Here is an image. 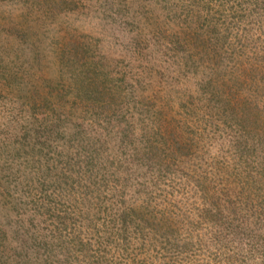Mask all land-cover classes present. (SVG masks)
Listing matches in <instances>:
<instances>
[{
  "label": "rangeland",
  "instance_id": "374dc122",
  "mask_svg": "<svg viewBox=\"0 0 264 264\" xmlns=\"http://www.w3.org/2000/svg\"><path fill=\"white\" fill-rule=\"evenodd\" d=\"M235 1L222 4V15L237 13L225 15L230 26L216 37V53L212 42L202 44L210 55L183 44L201 28L196 21L204 11L216 19L213 0H0V216L10 203L25 201V172L35 183L43 168L37 151H69L76 123L102 145L88 169L99 175L110 160L113 166L85 197L91 213L109 208L93 220L71 219L69 256L56 251L46 259L53 247L47 240L40 247L15 244V229L29 227L45 238L53 215H63L64 202L57 204L50 189L28 202L31 214L0 218V264H193L201 250L223 243L222 251H236L235 264H264V148L242 154L251 135L262 137L264 147V0ZM210 69L219 84L213 92L227 96L224 114L201 91ZM238 69L243 81L236 92ZM93 75L102 104L93 102L85 113L78 95ZM102 79L117 86L106 88ZM242 106L259 123L255 128L229 119L242 118ZM150 146L157 147L161 171ZM15 204L22 210L23 203ZM124 206L170 221L175 232L135 234ZM217 227H224L225 242L215 237L223 236Z\"/></svg>",
  "mask_w": 264,
  "mask_h": 264
},
{
  "label": "trees",
  "instance_id": "16d2710c",
  "mask_svg": "<svg viewBox=\"0 0 264 264\" xmlns=\"http://www.w3.org/2000/svg\"><path fill=\"white\" fill-rule=\"evenodd\" d=\"M214 1V6L216 5L217 7L213 10V14L216 16V19L214 21H212V17L209 15L208 11H204L203 16H200L199 20L197 19L196 22H200V26L201 28L199 30H195L193 29V33L188 36L187 38V45L186 43H184V46H187L188 49H190L191 51L196 50V52H199L201 54H205L206 52H209L205 46H203L202 44L206 43V42H212L211 43V47H210V51L212 50L213 53H216L215 49H214V45L216 44V40L220 39V38H216L217 36L220 35V33L227 28V26H230V24H226L224 23V17L225 15H231V19H233L232 15H235L237 12H231L229 14H223V6L222 4H227L230 0H213ZM234 1L236 3L235 0H231V2ZM241 0H238L237 2H240ZM255 4L257 3V0H254ZM201 5V9H206L207 6L206 4L200 3ZM232 6H234V4H232ZM235 8V7H234ZM238 9L235 8V11H237ZM249 12V11H248ZM231 23V22H230ZM197 24V23H196ZM199 27V25H198ZM216 38V39H215ZM174 42L175 44L179 45L181 44L180 41L178 40V38L176 37V39L174 38ZM208 44V43H206ZM182 45V44H181ZM218 53V52H217ZM208 54L212 55L211 52H209ZM95 67V64L92 65ZM239 71L242 72V70L238 69V77H234V89H236V92L239 91V89L241 88V84L243 79H240V75H239ZM214 72V69H210L209 73L205 74V78H207V81L205 82V86H207V89H203L201 90L202 92L206 93L205 94V100L212 102L214 105H216L217 108H220L221 111L220 114H224V108H227L229 103L227 102V96L224 97V94L220 91L218 93V95L216 96L215 93L213 92L215 89H217L215 87V83L213 82L214 78L211 77L212 73ZM104 75H106L105 73H103ZM237 76V75H235ZM93 80H95V77L93 75V77L88 81V88L85 86V88L83 89V91L81 92V95H78L79 98H83L84 100H80L82 102V104L80 105V109L82 112L88 113L89 112V105L92 104L93 102H101V97L97 98L99 92L93 88ZM121 81V80H120ZM100 83H102L105 87L106 84L105 83V79H102L100 81ZM215 85H214V84ZM219 84H217L216 86H218ZM111 86L116 87L117 84L115 82H112L108 87L109 88ZM114 87H113V91H111V94L115 93L114 91ZM83 87H80V89H82ZM111 89V88H110ZM75 91L79 92L78 89L75 88ZM76 95V94H75ZM77 96V95H76ZM213 97H215L216 100L211 101L213 99ZM102 104V102H101ZM108 107V106H107ZM241 110V114H242V118H240L239 120L236 119L235 116H231L230 117L227 115V117H229L230 120H234V125L235 126H239L240 129H244V124L246 126H250L248 127L249 129L252 127L255 128L257 125L254 123L253 121V117L251 112L249 111V109L245 106H242L240 108ZM216 116V115H215ZM219 117V118H218ZM223 120L220 115L215 117V120ZM224 121V120H223ZM232 122H229V124L231 125ZM240 123V125H239ZM76 127H73L75 130L73 131L72 135H71V147L70 150L67 151V149L65 151H57L54 152L52 154H49V151L46 152H40V150H38V155H39V159L40 162L43 165V168L39 167L38 171L36 172V179H35V183L30 182V178L29 176L27 177L26 174H28L27 172H25V177L26 179H23V183H24V190H23V194H25V201L24 199H18V201H15L14 204L10 203L8 206H5V210H4V215L0 216L1 220H4L6 222L7 217H9V215L7 213L12 212L13 215L18 214V212H25V211H30L31 214V209L28 205V202H33L37 199H40L41 197H44L47 195V191L52 189L55 193V198H56V202L57 204H61L62 202H64V207L61 210L63 215L58 216V215H53V219L55 220L54 223H49L51 227H49L47 233L43 235L41 234H37V233H32L33 230L31 232H29V227H19V229H15L13 231V235L14 240H15V244H17V246L20 245L21 246H25L27 245L29 248L33 247L34 245L38 246H42L45 245L47 241L51 242V245L53 247H50L48 250V253L50 252V254L46 257V259L48 258H56L57 252L59 251L60 254L62 255H68L71 253L72 249L70 246H68L65 243V240H67L66 237V231L68 230V228L70 227V221L72 219V221H74V216H76L77 220L79 221L80 219H95L97 216V214H99V212L103 211L106 212L108 210V205L106 208H100L99 205L98 207H96L95 209H99L98 211H94V213H91V209H87L88 207L87 205V200L85 197L88 196L89 194V188L95 187V184L100 181H102V177L103 180L105 179L106 176H109L111 173H113V166H112V161H109L108 166L102 170L100 172L99 175L97 174H93L91 170H89L88 168L92 165L93 160L97 157L98 155V150L99 147L102 146L100 145L101 142L98 138H95L94 136H87L85 134H83L84 128H82L81 123H76L75 124ZM233 126V125H231ZM81 134H80V132ZM125 131V130H123ZM127 131V128H126ZM83 134V135H82ZM126 133H123L121 136L125 135ZM121 136H119V141H122ZM128 137V135H126ZM255 135H251V144L246 142L244 140V145H243V149H242V154L244 155H251L252 153H255L256 150L258 149H262L264 147L262 146V141L263 138L261 137V139H258V136L254 139ZM94 137V138H93ZM106 138V137H104ZM115 138V136H113V139ZM152 141V140H151ZM65 142L67 143V141L65 140ZM150 142V141H149ZM100 143V144H98ZM241 144V141L236 143V148H238ZM185 147V144H181V147ZM69 147V145H68ZM73 147V149H71ZM261 147V148H260ZM157 147L155 146H150L148 148H146L147 150H153V152H150L149 158L152 160V162L155 164L156 168L161 171L160 167H158V161H159V155L156 153V149ZM156 149V150H154ZM158 149H161L160 147ZM145 151V150H144ZM262 151L264 152V149H262ZM241 153V152H240ZM142 162H145L144 158L142 159ZM163 165V162L161 164V166ZM157 170V171H158ZM165 171L168 170V168H164ZM158 171V172H159ZM38 175V176H37ZM74 186V187H73ZM77 188H79V190L81 191V196L77 195ZM91 190V189H90ZM74 191H76L77 193H75ZM80 192V191H79ZM31 194H32V198H31ZM76 196V197H75ZM100 195H95L96 199H100ZM105 197V196H104ZM78 198H80L79 200H77ZM12 200H16L11 198ZM23 203L22 204V210H20L18 207H16L15 203ZM143 201H141L142 203ZM25 204V205H24ZM79 204V205H78ZM215 204V203H214ZM76 205V208H75ZM219 204H215L214 207H216L219 211V207L217 206ZM42 208L44 207V204L41 203L40 205ZM78 206V207H77ZM16 208V210H15ZM79 208H81L82 211L79 210ZM129 208V209H128ZM49 210H46V212H48ZM261 212L263 214L264 217V204L261 206ZM123 213L124 216L127 219V221L129 223H131L132 228L135 229V234H138L140 231L146 232L148 235L152 236L151 233L155 234L157 232V228L158 230L161 229H168L169 231H171L172 233L175 232V230H171V222L167 221V220H162V219H154L155 217L153 215L148 216V217H143L142 215L136 216L134 211L132 210V207H128V206H124L123 207ZM218 213V212H217ZM89 214V215H88ZM123 216V217H124ZM90 217V218H89ZM126 220L123 219L122 222V231L124 232V230L126 229L127 223H125ZM68 222V223H67ZM26 223L27 225H31V220L30 219H26ZM73 226V225H71ZM263 228H264V218H263ZM142 227V229H141ZM75 228V227H73ZM114 228V227H113ZM218 230L223 233L222 235H215L216 238L221 237L224 239V242L226 240L227 237V233L224 229V227H217ZM76 229V228H75ZM114 230L116 231V229L114 228ZM79 231V230H78ZM118 232V236H122L123 237V233H121L120 231H116ZM121 233V234H119ZM5 232L2 231L0 229V237L5 238ZM262 235H264L263 233H260ZM143 240H148V242L150 243V240L148 239V237H142ZM232 240L237 239V236L234 235L232 237ZM39 239V240H38ZM51 239V240H50ZM64 239V240H63ZM38 240V241H37ZM63 240V241H62ZM61 242H63L64 245L61 244ZM224 244V243H223ZM222 244V247H223ZM260 246L262 248H264V244H260ZM47 247V245L44 247V249ZM222 247H220L217 244H214L211 248V250L207 253V252H203L201 250V252L198 254L199 257L197 256L196 258H198V260H196L193 264H235V255L236 251L233 250H225L222 251ZM26 248V249H29ZM221 250V251H220ZM49 260V259H48ZM240 262V261H239ZM262 262V261H261ZM138 264H144L143 261H139Z\"/></svg>",
  "mask_w": 264,
  "mask_h": 264
}]
</instances>
